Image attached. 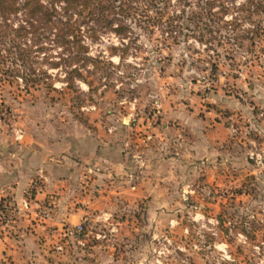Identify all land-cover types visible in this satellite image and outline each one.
<instances>
[{"label": "rangeland", "instance_id": "obj_1", "mask_svg": "<svg viewBox=\"0 0 264 264\" xmlns=\"http://www.w3.org/2000/svg\"><path fill=\"white\" fill-rule=\"evenodd\" d=\"M52 4L69 42L54 29L23 37L32 74L0 45V140L112 128L130 180L151 192L89 228L83 247L111 245L137 264H264V11L247 0ZM52 234L54 262L75 255V241L57 247Z\"/></svg>", "mask_w": 264, "mask_h": 264}, {"label": "crops", "instance_id": "obj_2", "mask_svg": "<svg viewBox=\"0 0 264 264\" xmlns=\"http://www.w3.org/2000/svg\"><path fill=\"white\" fill-rule=\"evenodd\" d=\"M15 134L11 144L0 140V202H11L18 210L12 222L0 226V264H137L115 256L111 245L105 251L96 244L83 247L89 228L125 212L131 200L151 195L141 186L144 179L131 181L127 175L132 161L124 139L116 143L112 128L102 135L65 133L58 127ZM39 204L52 206L49 217L37 216ZM79 222L84 233L78 237L73 228ZM105 223L114 231L123 229L119 223ZM52 232L63 240L57 247L75 241L74 256H63L61 263L52 260L43 249Z\"/></svg>", "mask_w": 264, "mask_h": 264}, {"label": "trees", "instance_id": "obj_3", "mask_svg": "<svg viewBox=\"0 0 264 264\" xmlns=\"http://www.w3.org/2000/svg\"><path fill=\"white\" fill-rule=\"evenodd\" d=\"M53 1L50 0V4H48L43 2L42 0H0V45L6 46L5 48H3L6 52L5 54H12V49L14 48H16V50L18 49V52L21 51L19 53V56L22 55L23 57L14 59L12 58L13 60L11 64L16 65V61L21 60L18 66L21 68L27 67L29 71L27 75L32 74L35 68L32 66V62L28 63L27 56L31 45L24 44V40H22L23 37L29 34V36H31L34 41L39 40L41 33L49 32L54 29V34L58 39L61 40L63 44L69 42L67 33L65 31V29H69V21L63 22L60 18L57 20L56 18H52L53 13L55 12V9L57 7L52 4ZM64 2H68L69 7L71 5H75L77 3V0H64ZM247 3L249 6L257 8V11H264L263 0H247ZM68 7L66 5L63 7V9L67 11ZM20 10L22 11L23 19L18 20L16 24H13V18L18 15L17 13ZM90 13L92 14L93 12L91 11ZM116 19V16H113L111 18L105 16L102 21L105 25L110 27L111 22ZM113 30L118 33L123 31V27L117 26L116 28H113ZM73 40L75 43L76 40L74 37ZM7 41H10L8 46L6 45V43H8ZM78 45L79 47L83 48L80 43ZM1 47L0 51L2 49ZM5 54H2L0 52L1 57L5 56ZM6 68L11 72L9 66H7ZM8 70L4 72H7ZM70 72H76V69H72Z\"/></svg>", "mask_w": 264, "mask_h": 264}, {"label": "built area", "instance_id": "obj_4", "mask_svg": "<svg viewBox=\"0 0 264 264\" xmlns=\"http://www.w3.org/2000/svg\"><path fill=\"white\" fill-rule=\"evenodd\" d=\"M33 186H38L35 182L33 183ZM34 188V187H33ZM24 204L27 206L28 205V199L24 201ZM37 216L39 218H47L50 216L52 212V206L50 204H39L37 206ZM17 208L15 205L11 202L7 203H1L0 202V226H3L5 224H9L12 222L16 216H17ZM74 234L76 236H81V234L84 233V226L82 222H79L76 224L73 228Z\"/></svg>", "mask_w": 264, "mask_h": 264}]
</instances>
